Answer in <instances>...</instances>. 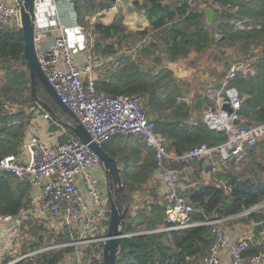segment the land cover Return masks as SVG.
I'll return each mask as SVG.
<instances>
[{"label":"trees","instance_id":"trees-1","mask_svg":"<svg viewBox=\"0 0 264 264\" xmlns=\"http://www.w3.org/2000/svg\"><path fill=\"white\" fill-rule=\"evenodd\" d=\"M45 2L41 0L36 8L37 22H41ZM116 3L117 0H71L75 23L83 27L84 33H89L91 27L97 35L94 50L103 60L106 70L98 77L96 88L111 96L138 97L143 111L155 120L156 130L165 139L170 153L183 156L194 147H217L228 140L226 131L211 128L204 118L205 111L209 107L216 108L218 97H224L230 88L237 90L240 100V107L235 110L236 122L240 125L264 122V0L137 1L133 3V10L150 24L137 31L129 30L124 24L122 10L109 25L99 20L98 14L115 7ZM208 8L214 12L211 23L207 20ZM92 17L98 19L91 25L89 19ZM239 21L244 28L237 26ZM67 31H70L69 27ZM133 50L134 54H130ZM191 60L188 66L196 68L197 72L208 74L211 68V78L213 75L219 78L211 82L203 94L191 90L189 79L193 75L180 79L170 68V63ZM239 64L248 66V72H237L233 78L229 77L232 68ZM2 73L11 82V91L19 92L6 94L14 104L28 90L26 102L30 107L40 106L31 94L24 36L19 27L0 26V78ZM210 91L218 93L211 95ZM36 93L59 119L69 116L57 104L53 108L47 102L51 96L40 81ZM187 98H190L189 103ZM2 109L0 116H9L4 115ZM23 114L25 112L20 110V114L12 115L25 116ZM5 119L7 117H0V123ZM61 122L66 127L62 119ZM134 137L119 135L101 144L120 167L126 202H132L124 231L140 232L122 239L117 264H205L216 239L215 227L205 223L236 216L264 202V139L247 148L249 160L239 169L231 167L230 162L221 163L218 170H211L207 181L203 175L206 170L204 163L186 164L189 168L186 174L181 175L184 188L180 193L193 204L192 219L199 225L156 231L169 226L167 207L156 204L160 194L153 187V177L158 178L161 170L154 150L142 138L135 137L137 146L131 150L121 147L125 138L130 140ZM18 153L17 148L12 152L3 150L0 158ZM172 166L183 170L185 164ZM12 178L9 173L0 175V211L17 217L24 210L25 203L13 189ZM26 183L29 185L30 182L26 180ZM159 186L157 180L156 187ZM248 219L263 222V227L258 225V229L264 228L262 212H251ZM22 231L26 242L20 256L50 245L72 242L79 235L78 231L56 228L36 217H30ZM255 237V243L245 255L261 252L264 256V243L258 242L256 233ZM75 252V248L69 246L50 249L13 264H64ZM13 260L6 258L0 264H9ZM100 263L89 257L84 264Z\"/></svg>","mask_w":264,"mask_h":264},{"label":"built area","instance_id":"built-area-1","mask_svg":"<svg viewBox=\"0 0 264 264\" xmlns=\"http://www.w3.org/2000/svg\"><path fill=\"white\" fill-rule=\"evenodd\" d=\"M236 24L244 28L242 22ZM4 25L21 28L20 0H0V26ZM49 33H54V40L51 49L46 50L44 43ZM34 41L42 71L61 100L85 126L93 141L101 145L115 136L138 135L154 150L157 166L162 172V182L167 187V191L159 195L156 204L167 207L169 224L156 231L199 225L192 219L193 204L180 193L181 175L186 174L189 168L186 164L204 163L216 171L219 166L214 159L215 154L220 156L219 165L226 164L246 155L247 148L264 139V122L248 125L249 129L245 130L244 125L236 122L238 118L235 110L240 107V100L232 101L234 113L230 115L221 110V99L216 108L209 107L206 110L204 120L211 128L226 131L228 140L217 147L201 145L183 156H176L167 150L165 139L156 130L155 120L143 111L138 97L111 96L97 90L94 74L101 72L104 62L96 54L92 41L83 49L74 47L62 26L37 30ZM245 70L248 72V66L244 64L234 66L229 77L233 78L237 72L244 73ZM40 109L41 106L33 108L34 115L42 122L54 125L60 136L64 137L63 142L52 144L34 135L25 146L26 152L1 157L0 169L17 178L26 179L37 187L41 213L46 218L56 220L60 229L66 227L72 232L78 231L79 235L72 242L34 250L9 264L46 250L67 246L74 247L76 252L64 264L75 257L78 258L76 264H84L80 262L83 254H87V259L92 257L103 264L110 210L107 207L108 199L101 190V180L91 169L95 166L104 167V164L87 144L67 130L61 120L54 118L48 111L42 114ZM173 164L185 166L183 170H178ZM263 206L264 203L236 216H248ZM233 217L205 223L213 225L216 234L205 264H223L224 251L228 252L232 264H259L262 261L261 252L245 255L256 241L255 233L247 232L238 241H232L222 228V224ZM25 220L24 216L13 217L0 211V223L10 224L4 235H0V254L7 240L12 241L21 235ZM137 234L140 232L126 233L124 238Z\"/></svg>","mask_w":264,"mask_h":264},{"label":"crops","instance_id":"crops-1","mask_svg":"<svg viewBox=\"0 0 264 264\" xmlns=\"http://www.w3.org/2000/svg\"><path fill=\"white\" fill-rule=\"evenodd\" d=\"M36 1H37L36 8H37L41 0H36ZM44 1L46 2H45V6L42 8L43 15H40L41 22H37L36 19V31L44 28H53V27L55 28L56 26H62L67 31L69 27L70 30H72V32L75 34L74 37L72 36V40L69 37L74 47H79L80 49H83L86 45L89 44L90 41H92L93 44L95 43L97 35H95L92 32L93 28L90 27L88 30V32L89 31L90 32L89 33L86 32L84 36L81 37L79 35L78 31L82 30L83 27L80 24L75 23L74 21L71 0H44ZM137 1L142 2L143 0H120L119 2L116 3L115 7L99 13L98 14L99 20L103 22L105 25H109L114 21L118 11L122 10L125 15L124 24L129 28V30L132 31L142 30L147 26H149L150 24L145 17H143L140 14H137L133 10V3ZM98 17H92V20L89 19L91 25L98 19ZM37 18H39V16H37ZM53 40H54V33H49L44 43V49L50 50L53 45ZM189 63H192V60L188 62H176L175 68H178L187 73V76L180 79H188L192 76V74L188 75L191 71L192 73H195L197 71L196 68L188 66ZM170 68L173 70L172 65H170ZM105 70H106L105 67H103L101 72H96L94 74V77L98 79L101 73H103V71ZM244 73H247V70H245ZM209 81L213 82L215 81V78H210ZM194 86H196V84H194ZM198 91L199 93L203 94V91L201 90ZM210 92L211 95L212 94L215 95L218 93L213 91ZM224 94H225L224 97L222 96L218 97L216 104H218V102L221 99H225L231 102L234 101L235 99H238L237 90L235 88L228 89ZM225 96H227L228 99ZM186 102L189 103L190 98H187ZM32 108L36 109V107H32ZM44 110L45 109L41 107L40 109L41 113L45 112ZM28 113L29 112L27 110V115ZM0 117H7L5 121H2V123H0V153L3 150H5L6 152H12L16 148L19 151L18 154L26 152L25 146L29 142L30 138L34 135L39 136L43 140H46L52 144H59L64 140V137L60 136L58 130L54 127V125L46 124V122L44 121L42 122L38 118V116L34 115V116H0ZM30 117H31V121H29ZM61 117H62L61 119L65 122V124L72 123L73 121L70 115L61 116ZM63 117H66L67 119H63ZM9 136H11L12 138L7 139V137ZM136 146H137V141L135 137L130 140L125 138V140L121 144V147L126 148L127 150H131ZM248 160H249V155L247 152L246 155L242 156L241 158L231 161L232 163L230 162L231 164L230 166L231 167L235 166L236 169H239ZM217 162H218V166H221L219 165L220 161L217 160ZM191 165L194 166L195 164H191ZM205 167L206 170L203 173V175L205 179L209 180L211 176L210 173L211 167L209 165H206ZM91 170L97 177L100 178L101 190L103 194L106 196L105 198H107V192L109 190V180L106 177L105 168L95 166L92 167ZM11 176L13 177L12 178L13 189L22 196V200L25 203L24 210H22V212L18 216H24L26 219L25 222H28L30 217L43 219L41 218V215L43 214L41 213V205L37 196L39 189L33 186L31 183H29L28 185V183H26V179H20L13 175ZM157 180L160 183L159 187H156ZM181 186L182 188H184L182 182H181ZM153 187L158 194H162L163 192L167 191V187L162 182L161 171L160 174H158V178L153 177ZM263 203H261V205ZM258 212H262L264 214V206ZM260 224L261 225H259V223H257L256 221L248 219V216H234L233 218L223 223L222 228L226 231L227 235L232 241H238L247 232H253L257 234L258 242L264 243V228L261 230L258 229L259 226L263 227L262 226L263 222H261ZM9 225H10L9 223L7 224L0 223V235L1 234L4 235L5 229L9 227ZM12 241L11 240L6 241L7 242L5 243L6 246L1 251V254L3 253L13 254L14 252L17 251L16 248H14L15 245L12 244L13 245L12 246L10 244ZM222 261L223 264H232L228 256V252L224 251L222 253ZM259 264H264V256Z\"/></svg>","mask_w":264,"mask_h":264},{"label":"water","instance_id":"water-1","mask_svg":"<svg viewBox=\"0 0 264 264\" xmlns=\"http://www.w3.org/2000/svg\"><path fill=\"white\" fill-rule=\"evenodd\" d=\"M36 3V0H20L22 22L21 29L24 36V56L30 72L31 94L36 98L37 102L42 108L51 113L54 118L59 119L57 114L37 96V83L40 81L50 96L60 106V108L72 117V123L66 124V127H68L80 139L81 142L87 144L103 162L106 171V177L109 180L107 198L110 205V218L107 232L108 240L105 242L103 247V264H117L118 254L120 252V244L126 234L124 231L126 215L132 207V202H126L125 197H127V194L124 191L125 188L120 173L121 169L118 166L115 158L107 153L100 144L92 140L85 126L80 122L77 116H75L72 110L61 100L56 90L53 88L41 69L34 41L37 19ZM206 13L207 20L209 23H211L214 18V12L212 9H207ZM170 65L173 66L175 77L184 78L187 76L186 72L175 68L176 63H170ZM190 74H192V71L188 75ZM220 108L227 114L231 115L234 113V108L231 101L223 99L221 101ZM243 128L248 130L249 126L244 125ZM5 173V170L0 169V175ZM87 257V254H83L80 258V262L84 263ZM77 262L78 258L75 257L71 261L66 262V264H76Z\"/></svg>","mask_w":264,"mask_h":264},{"label":"rangeland","instance_id":"rangeland-1","mask_svg":"<svg viewBox=\"0 0 264 264\" xmlns=\"http://www.w3.org/2000/svg\"><path fill=\"white\" fill-rule=\"evenodd\" d=\"M208 9H210V8H208ZM70 32L72 33V30H70L69 32L67 31V34H68V36H70V38L72 40V34L73 33L71 34ZM78 33H79V35L81 37L84 36V34H85L83 30L78 31ZM130 54H134V50L132 52H130ZM208 72L210 73V76L208 75L209 73L207 74L204 71H198V72L196 71L195 73H192L193 76L189 80H190V82L192 84L191 90L193 92H195L197 90H201V91L204 92L205 89L208 88L209 84L211 83L209 80L211 78V72L213 73V69L210 68L208 70ZM213 76L216 79V81L219 80L218 76H215V75H213ZM0 79H1L0 80V109L3 108L1 110V112L4 115L8 114L9 116H14L12 114H14V113L20 114V110H23L25 112V114H23V115H25V116H34L33 108L30 107V104L26 102V99H27V97H26L27 95L26 94H28V90H27L25 96H20L19 101L15 102V104H14V102H12L11 99H10L11 97L6 95L7 92L9 94L10 91H11V85H12L11 82L7 78H5L4 73H2V77ZM194 84H196V86H194ZM200 87H202V88H200ZM12 91L14 93H19L17 90H12ZM52 99H53L52 97L51 98L50 97L47 98V102L50 105H52L53 108H55L57 106L56 105L57 103H55L54 99L53 100ZM27 110L29 112L28 115H27ZM63 119H67V118L63 117ZM134 136L135 137H139L138 135H134ZM215 156L216 157H214V159L220 161V156L218 154H215ZM206 181H207V179H206ZM103 196L106 197L104 194H103ZM107 207L110 210L109 202L107 203ZM261 209H262V207H260V209L258 211H260ZM44 217H46V216L41 215V218H43L42 220H46L48 225L55 226L56 228H60V226H59L60 224L56 220H53V219H50V218H44ZM25 242H26V238H25V236L23 234V231H22L21 235L19 237H16L11 242V245L13 243V245H15L14 248H16L17 251L14 252L13 254H8V253L1 254L0 255V263H2V261L5 260L6 258H13V259L19 258L20 254H21V250L23 249Z\"/></svg>","mask_w":264,"mask_h":264}]
</instances>
